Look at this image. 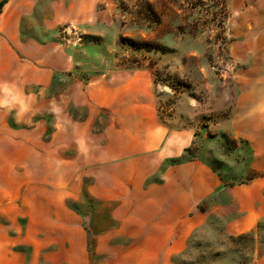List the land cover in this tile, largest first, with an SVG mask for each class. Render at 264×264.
<instances>
[{
	"label": "rangeland",
	"instance_id": "obj_1",
	"mask_svg": "<svg viewBox=\"0 0 264 264\" xmlns=\"http://www.w3.org/2000/svg\"><path fill=\"white\" fill-rule=\"evenodd\" d=\"M241 5L56 0L50 26L36 15L24 22L14 70L21 80L0 86V264H80L85 249L88 264H109L112 249L118 264H149L145 238L159 232L148 229L154 214L130 216L119 212V198L101 196L172 189L166 174L191 161L222 186L200 205L206 227L190 232L171 262L257 264L264 215L241 235L225 228L241 215L239 187L254 193L263 177L264 188L251 146L234 129L235 79L249 62ZM53 6L40 2L36 14L52 17ZM131 117L136 133L129 136ZM137 119L170 134L190 131L192 143L159 162L113 157L119 144L143 141Z\"/></svg>",
	"mask_w": 264,
	"mask_h": 264
},
{
	"label": "crops",
	"instance_id": "obj_2",
	"mask_svg": "<svg viewBox=\"0 0 264 264\" xmlns=\"http://www.w3.org/2000/svg\"><path fill=\"white\" fill-rule=\"evenodd\" d=\"M44 1L46 0H8L2 7L0 12V86H7L17 83L18 79L21 80L14 70L17 69L15 66H18L17 54L23 49L24 22L35 15L39 17L37 19L45 18L48 26L54 22L56 0H53L52 17L46 12L42 14V18L36 14V5ZM245 1L246 3L242 0L241 5L243 7L241 23L242 25L245 23L247 28L245 43L249 46L247 51L249 62L247 68L242 70L239 77L235 79L238 98L233 114L234 129L239 137L251 146L253 165L257 166L254 168L264 173V0ZM135 100V95H127L126 102L129 104H134ZM129 104L126 106L125 113L124 111L121 113V116L126 119L130 117ZM131 118L133 120L128 121L126 127L130 135L126 134L129 136L136 133L135 117ZM137 120V123L144 126L139 131L143 135V141L138 145L127 142L119 144L118 152L113 153V157L114 155L119 158L135 157L138 154L143 161L153 159L159 162L181 156L192 143L193 134L190 131L182 130L170 134L161 129L153 130L152 120L148 122ZM152 136L158 138L157 141L152 143ZM173 171L175 172L172 173ZM166 175L167 178L173 179L174 188L166 189L165 185H160L156 186L157 188L128 191L129 193L125 195L111 193L101 196L111 201L119 198V212H126L130 216L139 212H147L151 216L154 214L155 217L149 218L148 229H157L159 232L150 233V236L145 238L149 247L145 249L144 254L149 264H173L171 257L183 251L189 233L207 225V211H201L200 205L222 186L219 177L197 161L171 168ZM262 180L263 177L256 179L253 185L256 187L254 193L249 190L248 185L239 187L241 215L226 222L225 228L229 234L241 235L255 229L257 220L264 215V188L260 186ZM248 200L251 202L250 205ZM253 202L257 204L256 207L252 206ZM158 214L161 218L158 217L159 220L156 221ZM167 218L171 223L167 224ZM109 257V264H118L115 249L109 251ZM131 260L128 258L121 264H134ZM80 264H88L87 249L83 252ZM257 264H264V256L257 260Z\"/></svg>",
	"mask_w": 264,
	"mask_h": 264
},
{
	"label": "trees",
	"instance_id": "obj_3",
	"mask_svg": "<svg viewBox=\"0 0 264 264\" xmlns=\"http://www.w3.org/2000/svg\"><path fill=\"white\" fill-rule=\"evenodd\" d=\"M7 2H8V0H2V1L0 2V12H1L2 7H3Z\"/></svg>",
	"mask_w": 264,
	"mask_h": 264
}]
</instances>
